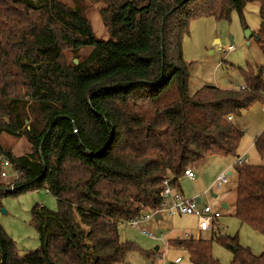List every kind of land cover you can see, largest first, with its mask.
I'll use <instances>...</instances> for the list:
<instances>
[{
  "label": "trees",
  "instance_id": "trees-1",
  "mask_svg": "<svg viewBox=\"0 0 264 264\" xmlns=\"http://www.w3.org/2000/svg\"><path fill=\"white\" fill-rule=\"evenodd\" d=\"M94 1L105 4L108 40L96 36L83 0H0V156L19 174L14 191L0 177V200L46 189L58 201L57 211L33 210L37 250L20 255L0 225V264H124L134 247L119 226L159 215L166 178L182 187L185 171L207 157L236 156L243 132L228 118L264 103V67L243 71L246 89L192 95L183 54L193 20L237 12L244 22L251 3L261 18L251 38L264 53V0ZM3 134L25 138L30 152L5 150ZM254 145L264 161V132ZM234 168L235 215L264 234V164ZM217 240L232 250L231 264H264V253L238 238ZM213 242L172 246L187 249L193 264H221Z\"/></svg>",
  "mask_w": 264,
  "mask_h": 264
},
{
  "label": "rangeland",
  "instance_id": "rangeland-1",
  "mask_svg": "<svg viewBox=\"0 0 264 264\" xmlns=\"http://www.w3.org/2000/svg\"><path fill=\"white\" fill-rule=\"evenodd\" d=\"M59 1L74 5V0ZM83 1L86 16L96 36L108 40L110 35L101 16V9L105 4L94 0ZM244 18L243 22L240 15L233 12L230 20L201 17L191 22L189 34L183 40V54L192 73L190 83L192 95L206 86H215L223 90L238 89L246 85L243 71L251 69L257 75L260 73L264 67V53L255 37L250 40L247 38L248 32L255 33L261 26L259 4H248L244 10ZM229 47H234L235 50L226 55ZM89 54L90 50H83L81 57ZM68 56L70 62L75 60L73 54L69 53ZM234 121L243 132L237 155L207 157L193 168L196 172V179L192 182L193 191L183 187L187 197L201 195L203 204L209 203L214 209L221 211L219 228L214 232H199L194 216L159 214L161 218H154L141 226L158 238L153 239L148 234H143L141 228L121 224L118 228L121 241L134 247L128 252L124 264H176L178 258L181 259V264H193L187 249L172 246L174 240L190 238L204 240L214 238L212 246L214 258L221 264H231L233 252L217 240V234L238 238L239 244L250 249L256 256L264 253V234L248 224H243L235 215L238 175L234 168L238 158L244 156L248 165L264 164L254 145L256 138L264 132V103H255L239 118H234ZM1 143L5 150L17 155L27 154L31 149L23 137L3 134ZM230 170L232 176L228 184L224 185L221 191H214L218 198H213L211 194L205 196L207 192L213 190L217 178ZM14 180L12 175L6 182L12 184ZM223 201L229 205L228 209H221ZM39 205L52 211L58 210L57 199L46 189L24 192L19 196L10 195L0 200V225L16 242L20 255L40 248V235L33 219V210ZM162 236L165 237L164 241L159 240ZM156 248H159L158 251Z\"/></svg>",
  "mask_w": 264,
  "mask_h": 264
},
{
  "label": "built area",
  "instance_id": "built-area-1",
  "mask_svg": "<svg viewBox=\"0 0 264 264\" xmlns=\"http://www.w3.org/2000/svg\"><path fill=\"white\" fill-rule=\"evenodd\" d=\"M234 47H229L227 49L226 55L234 51ZM241 89H246L245 85L241 86ZM230 121H233V117L228 118ZM246 162V157H241L238 159L237 163L243 164ZM0 177L3 181L8 180L12 175H14V182L11 184L10 191L15 190V182L19 178L18 172L12 169L11 162L4 156H0ZM232 176L231 170L228 172L222 173L216 180L213 190H210L205 194L209 196L211 191L219 192L222 190L223 186L228 184L229 178ZM190 180L193 182L196 179L195 169L189 168L185 171L184 180ZM182 187L172 183L170 177L166 178L162 183V190L159 193V196L162 200L160 210L158 214H167L169 216H194L197 219V230L199 232H214L218 227L219 219L222 217L220 210L214 209L209 203L203 204L202 196L197 195L195 197H187ZM186 188V187H185ZM212 196V195H211ZM197 198H200L201 201L197 202ZM221 209L222 205H221ZM157 213H148L145 217L137 218L135 220L129 221L126 225L131 226L132 228H141L142 224L156 218ZM141 232L145 235H149L153 239H158L153 233L148 232L145 228H141ZM159 240L164 241L165 237L162 236ZM182 261L180 258L176 260V264H181Z\"/></svg>",
  "mask_w": 264,
  "mask_h": 264
},
{
  "label": "water",
  "instance_id": "water-1",
  "mask_svg": "<svg viewBox=\"0 0 264 264\" xmlns=\"http://www.w3.org/2000/svg\"><path fill=\"white\" fill-rule=\"evenodd\" d=\"M252 34L253 33H251V32H248V34H247V38L250 40V38L252 37ZM75 63H78V60H75ZM182 185L184 186V187H186L189 191H193V184H192V182L190 181V180H187V179H185V180H183V182H182ZM211 195H212V197L213 198H218V195L216 194V193H214L213 191H211ZM201 201V199L200 198H197V202H200ZM222 208L223 209H228L229 208V205L227 204V203H223L222 204ZM5 212V211H4ZM159 218H161L159 215L156 217V219H159ZM158 249L159 248H156V250L158 251Z\"/></svg>",
  "mask_w": 264,
  "mask_h": 264
},
{
  "label": "crops",
  "instance_id": "crops-1",
  "mask_svg": "<svg viewBox=\"0 0 264 264\" xmlns=\"http://www.w3.org/2000/svg\"><path fill=\"white\" fill-rule=\"evenodd\" d=\"M248 40H249V39H248ZM240 87H241V86H240ZM234 122H235V121H234ZM235 124H236V123H235ZM223 203H226V202L223 201L222 204H223ZM218 226H219V225H218ZM217 228H219V227H217ZM200 234H201V233H200ZM200 236H201V235H200Z\"/></svg>",
  "mask_w": 264,
  "mask_h": 264
}]
</instances>
